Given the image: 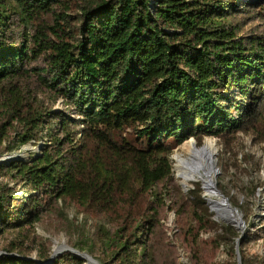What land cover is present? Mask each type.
I'll list each match as a JSON object with an SVG mask.
<instances>
[{
    "label": "trees",
    "instance_id": "trees-1",
    "mask_svg": "<svg viewBox=\"0 0 264 264\" xmlns=\"http://www.w3.org/2000/svg\"><path fill=\"white\" fill-rule=\"evenodd\" d=\"M16 1L0 0V127L15 129L18 144L44 143L39 155L0 165L31 191L21 198L0 182V234L69 197L108 224L102 264H155L162 220L174 211L166 264H183L181 247L191 264H220L217 241L200 237L215 226L212 212L200 189L176 182L173 149L160 139L250 133L264 141V2ZM45 91L82 119L47 107ZM136 124L143 147L112 138ZM5 251L0 264H47ZM51 264L86 260L68 251Z\"/></svg>",
    "mask_w": 264,
    "mask_h": 264
},
{
    "label": "rangeland",
    "instance_id": "rangeland-1",
    "mask_svg": "<svg viewBox=\"0 0 264 264\" xmlns=\"http://www.w3.org/2000/svg\"><path fill=\"white\" fill-rule=\"evenodd\" d=\"M7 1L13 5L17 4L16 0ZM261 1L264 2V0ZM249 32V26L246 24L241 35H248ZM41 99L47 107H52L53 111H62L72 118L82 119V116L56 93L45 91L42 93ZM0 112H2L1 102ZM14 126L18 125L15 123ZM83 128L84 125L81 123L74 127L78 133L77 139L84 138L81 133ZM142 128L143 126L138 124L130 125L112 132L111 135L119 144L143 147L144 143L148 141L140 136L139 132ZM15 131V129L9 131V128L0 127V165H9L15 160H29L32 156L41 153L44 142L18 144L15 139ZM207 138H214L217 142L216 159L220 171L216 179L217 187L230 200L231 205L238 210L245 222L244 228L217 217V213L211 209L201 183L185 187L178 178L175 155L191 139H194L198 146H202ZM160 142L170 145L173 149L170 158L176 182L187 193L190 190L200 189L202 197L205 198L207 206L212 212L211 218L215 222V226L207 232H202L200 237L203 240L217 241L218 251L215 254V261L220 264H238V259H240L241 264H264V141H259L254 134L239 133L226 140L209 135L200 139L191 137L180 145L176 144L172 137L163 136ZM88 146L96 147L92 141ZM8 147L12 148L11 151L4 153L3 149ZM0 182L9 183V186L14 188V192L21 198L31 194L30 190H23V182L14 178L7 170L1 171ZM162 224L164 233H160L153 248L155 264H166V231L171 243L176 244L173 239L176 232L175 212L170 211L167 219L162 220ZM104 227L109 228L102 218L92 216L71 198L54 199L30 224L7 229L0 234V257L6 253L5 249H13L12 254L16 255L21 252L26 255V258L38 261L40 258H47L46 263L51 264L56 257L68 252L66 246L56 250L58 241L89 253L102 264L100 257L104 255L102 251ZM244 241H246L245 244ZM241 246H243V251ZM179 252V261L183 264H191L184 248H179Z\"/></svg>",
    "mask_w": 264,
    "mask_h": 264
},
{
    "label": "bare ground",
    "instance_id": "bare-ground-1",
    "mask_svg": "<svg viewBox=\"0 0 264 264\" xmlns=\"http://www.w3.org/2000/svg\"><path fill=\"white\" fill-rule=\"evenodd\" d=\"M217 153L218 147L214 138H207L202 146L188 141L175 155L176 172L185 187L201 183L213 211L217 213L218 218L223 219L224 209L230 208L232 205L227 197H225L227 199L225 201L217 189L212 186ZM234 218L237 224L242 225L243 221L239 212H235ZM65 246L64 243L56 242V250H60Z\"/></svg>",
    "mask_w": 264,
    "mask_h": 264
},
{
    "label": "water",
    "instance_id": "water-1",
    "mask_svg": "<svg viewBox=\"0 0 264 264\" xmlns=\"http://www.w3.org/2000/svg\"><path fill=\"white\" fill-rule=\"evenodd\" d=\"M192 142H195L194 139H191ZM220 174V171L217 167V159L215 157V166H214V180H212V186L217 189V191L220 193L221 197L225 199V201L227 200L225 197V195L218 189L217 187V177L218 175ZM209 201V200H208ZM226 204V202H224ZM212 209V208H211ZM213 210V209H212ZM225 211V215H223V220L224 221H227L229 223H234L236 224L237 226H242L244 228V224L245 222L243 221L242 225H239L236 223V219L234 218V214L235 212L238 213V210L236 208H234L233 206L230 207V208H227V209H224ZM68 251H70L71 253H73L74 255L82 258V259H85L86 260V264H101L97 259H95L92 255H90L89 253L87 252H82L78 249H75V248H72V247H69L68 245H66ZM237 253H238V245H237ZM52 260V259H51ZM238 264H241L240 262V259H238Z\"/></svg>",
    "mask_w": 264,
    "mask_h": 264
}]
</instances>
